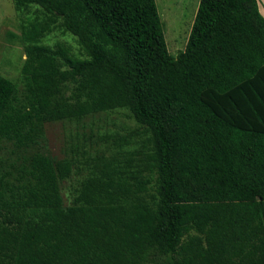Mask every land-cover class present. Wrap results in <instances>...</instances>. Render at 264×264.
Segmentation results:
<instances>
[{"label": "trees", "instance_id": "obj_1", "mask_svg": "<svg viewBox=\"0 0 264 264\" xmlns=\"http://www.w3.org/2000/svg\"><path fill=\"white\" fill-rule=\"evenodd\" d=\"M12 2L24 60L18 82L0 75V264H264L258 1L199 0L177 56L155 0ZM123 111L135 127L99 153L47 155L46 123Z\"/></svg>", "mask_w": 264, "mask_h": 264}, {"label": "rangeland", "instance_id": "obj_2", "mask_svg": "<svg viewBox=\"0 0 264 264\" xmlns=\"http://www.w3.org/2000/svg\"><path fill=\"white\" fill-rule=\"evenodd\" d=\"M155 3L167 49L171 55L177 56L186 47L199 0H155ZM24 17V13L14 9L12 0H0V75L12 82H18L20 67L24 60L23 46L17 37ZM57 41L68 42L73 51L78 52L77 44L69 35L53 33L44 42L53 44ZM125 114L126 111L111 115H94L84 118L79 123H46L44 149L54 161L63 158L66 153L70 155L69 146L81 143L87 144L88 151L99 153L98 147L103 145L105 134L135 127L134 122L127 119ZM6 154L7 151H0V157H5ZM81 177L74 174L72 180L60 184L65 205L69 204L72 187Z\"/></svg>", "mask_w": 264, "mask_h": 264}, {"label": "crops", "instance_id": "obj_3", "mask_svg": "<svg viewBox=\"0 0 264 264\" xmlns=\"http://www.w3.org/2000/svg\"><path fill=\"white\" fill-rule=\"evenodd\" d=\"M258 1V6H259V11L264 16V0H257Z\"/></svg>", "mask_w": 264, "mask_h": 264}]
</instances>
